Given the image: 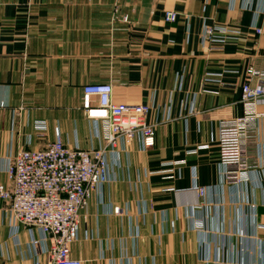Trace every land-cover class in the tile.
Instances as JSON below:
<instances>
[{
  "label": "crops",
  "instance_id": "crops-1",
  "mask_svg": "<svg viewBox=\"0 0 264 264\" xmlns=\"http://www.w3.org/2000/svg\"><path fill=\"white\" fill-rule=\"evenodd\" d=\"M243 1L0 0V184L9 157L45 147L58 132L69 146L105 145L85 114V85L111 83L115 102L152 107L155 145L145 150L135 138L110 155V178L82 211L72 257L264 264V105L249 142L251 180L240 186L223 182L216 120L243 116L247 69L264 72V0L253 9ZM172 10L177 19L167 22ZM205 25L241 33L204 47ZM194 186L207 189L204 201ZM117 205L123 214L113 213ZM7 206L0 200V264H45L50 241L35 248L40 232L15 225Z\"/></svg>",
  "mask_w": 264,
  "mask_h": 264
},
{
  "label": "built area",
  "instance_id": "built-area-1",
  "mask_svg": "<svg viewBox=\"0 0 264 264\" xmlns=\"http://www.w3.org/2000/svg\"><path fill=\"white\" fill-rule=\"evenodd\" d=\"M253 2L244 0L243 8L253 9ZM233 5L235 0H231ZM114 12H118L117 2ZM177 16L176 11H168L165 20L174 22ZM123 20L128 21V16ZM253 28L257 34L263 32L257 18ZM240 33V30L229 26L205 25L202 44L204 47L222 45L238 38ZM255 81H264V72L251 65L241 94L245 108L243 116L216 119L222 178L227 184L240 186L251 180L249 142L251 131L258 128V106L264 105V86L261 83L254 86ZM84 95L85 114L89 120L99 124L95 127L97 137L102 129L104 146L89 149L69 146L58 132L55 140L43 148L19 150L6 160L2 168L8 183L0 184V200L8 204L7 211L15 225L40 232L39 238L32 236L35 248L50 241L49 249L44 250L47 256L45 264H83L72 257V246L80 238L82 211L88 208L93 191L100 190L110 178V155L117 153L120 142L129 148L135 138L140 140L145 150L155 145V129L147 121L151 106L115 102L111 83L85 85ZM23 110L24 107H20L17 113ZM195 111L192 107L190 113ZM169 119L168 111L165 120ZM34 125L41 131L47 128L43 121H36ZM193 189L204 201L207 189L199 186ZM112 211L120 215L124 209L117 205Z\"/></svg>",
  "mask_w": 264,
  "mask_h": 264
}]
</instances>
